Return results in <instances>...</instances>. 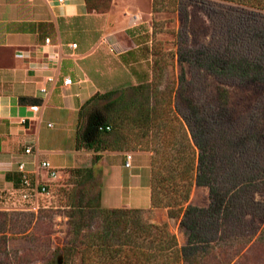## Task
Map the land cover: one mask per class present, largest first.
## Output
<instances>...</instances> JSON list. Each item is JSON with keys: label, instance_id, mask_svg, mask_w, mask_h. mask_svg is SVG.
Wrapping results in <instances>:
<instances>
[{"label": "trees", "instance_id": "1", "mask_svg": "<svg viewBox=\"0 0 264 264\" xmlns=\"http://www.w3.org/2000/svg\"><path fill=\"white\" fill-rule=\"evenodd\" d=\"M112 1L85 0L90 13H107ZM201 1L214 39L181 42L177 56L193 68L187 93L159 92L156 60L152 80L96 93L79 109L75 148L92 152V164L71 168L60 192L70 208L68 249L82 264H264V0ZM129 151L152 153L151 208L179 221L184 246L168 223L105 208L101 192L88 189L105 152ZM194 187L209 189L208 207L190 204ZM42 216L25 214L15 227L0 211V241L10 232L32 243L17 264L47 258Z\"/></svg>", "mask_w": 264, "mask_h": 264}, {"label": "rangeland", "instance_id": "2", "mask_svg": "<svg viewBox=\"0 0 264 264\" xmlns=\"http://www.w3.org/2000/svg\"><path fill=\"white\" fill-rule=\"evenodd\" d=\"M211 1L220 2L219 0ZM114 2L115 0L112 1L111 9L107 13H110L114 20L117 18L119 23L115 24L112 20L109 28L96 31L97 28L101 29L99 23L102 19L82 17L79 19L80 29L84 26H91L95 28L96 34L87 33L85 35L79 31L74 38L79 43L88 45V50H81L85 52L94 47L92 45L100 39L101 34L107 33L106 37L102 36L99 40L101 44L97 49L99 53L103 52L106 63L105 76L100 77L102 83L96 81L100 86L99 93L129 88L146 81L150 77L153 61L156 60L161 69L158 82L159 92L174 94L179 90L187 93L188 83L193 76V68L188 61H180L177 56L178 49L182 46L181 42L187 40L192 47L195 45L205 47L214 39V24L203 9V2L201 0H156L155 9L154 0H116V5L113 7ZM221 3L230 5L226 2ZM119 28L122 29L119 34L122 41L124 38L132 37L134 41L136 40V45L142 44V47L136 48L135 53L118 54L119 50L116 51L108 35L111 39L118 37L114 32ZM185 33H187L186 36ZM129 46L132 45L129 44ZM111 48L115 51H111ZM147 54L153 56L152 66L147 60ZM149 79L152 80V77ZM78 121L79 111L71 110L64 103L53 99L44 110L43 120L36 125L37 131L27 142L33 147L34 153H41V162L47 160L59 172L58 179L53 182L54 197L52 199L43 198L42 207L36 212L28 209L31 204L17 195H6L0 198V211L11 214L10 220L15 227L26 224L22 219L28 213L37 216L43 211L41 222L45 223L49 219L46 227L50 225V233L44 232L48 239L50 238V251L49 254L47 253V258L24 264H50L51 262L82 264L80 256L68 249L70 248V208L66 207L60 192L62 188L70 187L71 168L88 167L92 164V157L85 152H78L75 148ZM49 123L53 124L52 128L48 126ZM129 152L133 153V151ZM133 156H135L134 153ZM97 170L94 185L89 186L88 189L94 194L101 192L103 207L140 209L147 221L157 224L168 223L170 231L177 235L179 244L181 246L186 244V237L179 228L178 220L170 219L166 209H148L151 207V167L146 156L136 155L132 170L123 167L121 156L110 157L104 165L101 161ZM41 173L44 179L48 178L46 171ZM133 174L139 176L132 177ZM190 204L197 207H208L210 204L209 189L194 187ZM99 226L100 222L97 221L93 228ZM26 228V233H30L35 225L34 227L26 226ZM2 238L0 243L4 245L0 244V264H17L16 260L28 254L32 246V243L25 241L22 235L6 232V237Z\"/></svg>", "mask_w": 264, "mask_h": 264}, {"label": "crops", "instance_id": "3", "mask_svg": "<svg viewBox=\"0 0 264 264\" xmlns=\"http://www.w3.org/2000/svg\"><path fill=\"white\" fill-rule=\"evenodd\" d=\"M115 2L113 7L116 5ZM82 17L93 19L100 17L101 29L97 28L96 31L106 30L114 20L110 13L88 12L85 0H67L65 4L59 3L58 0H0L1 199L6 195H17L21 198L22 173L19 171V164L26 165L31 173L32 183L39 179L35 171L41 162V153H34L33 147L27 142L37 131L36 125L43 120L44 110L48 104L57 99L78 112L85 102L100 92V86L96 81L102 83L100 77L105 76L106 63L103 52L99 53L97 49L101 44L99 40L102 36L106 37L107 33L101 34L90 51L82 52L81 50H88V45L76 41L75 35L79 31L85 35L96 34L95 28L91 26L80 29L79 19ZM115 19V24L119 23V20ZM121 31L120 28L115 30L114 33L118 37L115 36L113 39L108 35L116 51L119 50L118 54L135 53L136 48L142 47V44L136 45V40L134 41L132 37L124 38L122 41L119 38ZM46 39L51 40L52 46H46ZM73 43L78 45L76 50L69 47ZM22 54L25 57H18ZM146 56L151 65L153 56L148 54ZM49 76L57 78V82H47ZM152 76L151 67L149 78ZM66 78H72L74 84L65 87L63 81ZM43 87L47 89L45 94L41 92ZM32 106H40V112L36 114L31 111ZM24 142L27 144L23 145ZM28 148H32L30 154L26 153ZM78 152H85L92 157L90 151ZM126 153L105 152L102 164L104 165L110 157L121 156L125 167ZM133 153L135 156L144 155L149 162L151 161L150 152ZM44 161L47 160L42 162ZM137 176L139 175H132ZM41 178L45 180L42 173Z\"/></svg>", "mask_w": 264, "mask_h": 264}, {"label": "built area", "instance_id": "4", "mask_svg": "<svg viewBox=\"0 0 264 264\" xmlns=\"http://www.w3.org/2000/svg\"><path fill=\"white\" fill-rule=\"evenodd\" d=\"M59 3L65 4L67 0H58ZM46 46H52L51 40L46 39L45 40ZM71 49L76 50L78 48V45L76 43L70 44L69 46ZM111 51H115L114 48H111ZM48 55V54H47ZM18 57L23 58L25 55H18ZM57 78L49 76L47 77V82L49 83H55L57 82ZM74 84V81L72 78H66L63 81V85L65 87L72 86ZM42 93H47L46 87L41 88ZM31 111L34 113L40 112L41 107L40 106H32L30 107ZM48 126L50 128L53 127L52 123H49ZM109 130V128H107ZM32 152V148L26 149V153L30 154ZM125 168L132 170L133 169V153L127 152L126 153V162H125ZM19 171L22 173V192H21V199L25 202H29L31 206H29L28 209L32 211H38L42 207L41 200L43 198L46 199H52L54 197V191L53 182L56 181L59 177V172L56 168L52 166V164L48 161H44L39 164L37 167L35 173L38 175L39 179L32 183L30 179V172L27 170L26 165L24 163L19 164ZM46 171L48 178L45 180H41V172Z\"/></svg>", "mask_w": 264, "mask_h": 264}]
</instances>
